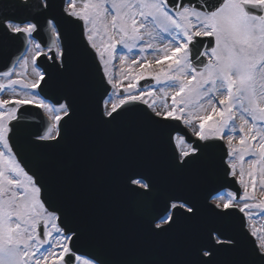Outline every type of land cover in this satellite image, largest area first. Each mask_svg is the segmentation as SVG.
<instances>
[{
    "label": "snow or ice",
    "instance_id": "snow-or-ice-1",
    "mask_svg": "<svg viewBox=\"0 0 264 264\" xmlns=\"http://www.w3.org/2000/svg\"><path fill=\"white\" fill-rule=\"evenodd\" d=\"M0 264H264V0H0Z\"/></svg>",
    "mask_w": 264,
    "mask_h": 264
}]
</instances>
